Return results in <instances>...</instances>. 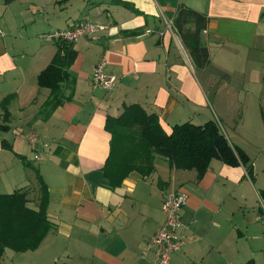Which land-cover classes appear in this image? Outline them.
<instances>
[{
  "label": "crops",
  "instance_id": "1",
  "mask_svg": "<svg viewBox=\"0 0 264 264\" xmlns=\"http://www.w3.org/2000/svg\"><path fill=\"white\" fill-rule=\"evenodd\" d=\"M117 1L132 3L139 13ZM180 6L208 18L202 42L210 63L204 70L196 68L174 26ZM81 21L104 29L95 40L72 43L77 57L67 99L46 118L40 111L50 90L39 87L38 76L59 44L46 35ZM103 60L116 78L112 90L92 85ZM8 97L6 110L0 106V126L8 127L0 129V193L36 190L38 170L50 190L54 225L36 251L15 252L11 259L152 264L155 249L144 252L166 220L165 194L174 191L188 195L182 219L189 229L187 244L169 264H264V0H0V105ZM131 105L157 114L168 134L176 125L216 122L249 157L253 178L243 165L213 160L198 180L195 170L171 169L157 157L153 174L133 172L112 189L103 173L111 143L106 122ZM32 133L48 146L40 141L35 152ZM28 198L38 210L39 193L28 192Z\"/></svg>",
  "mask_w": 264,
  "mask_h": 264
},
{
  "label": "trees",
  "instance_id": "2",
  "mask_svg": "<svg viewBox=\"0 0 264 264\" xmlns=\"http://www.w3.org/2000/svg\"><path fill=\"white\" fill-rule=\"evenodd\" d=\"M10 4L15 0H4ZM124 7L139 13L132 3L117 1ZM174 26L198 70H204L210 63L208 48L202 42V33L208 26L206 15L180 6L173 13ZM77 52L72 43L60 42L49 66L38 76L40 88L50 90L40 115L46 118L66 98L65 90L71 85L69 69L74 64ZM11 97L0 106L7 108ZM4 123L10 121L5 111ZM7 131V125H1ZM106 130L111 134L110 153L103 168L105 179L112 189L120 188L133 172L150 176L155 171L157 157L167 160L171 169L195 170L198 180L208 171L213 160H219L232 167L245 166L253 178L250 160L239 147L232 145L218 124L214 121L204 125L185 123L176 125L168 134L157 114H149L140 105L125 107L119 117H109ZM4 147L8 146L4 143ZM18 157L29 166L26 158ZM39 186L38 210L29 207L28 192L19 189L10 194L0 193V262L5 251L16 253L36 251L54 228L48 218L50 190L42 175L36 170Z\"/></svg>",
  "mask_w": 264,
  "mask_h": 264
},
{
  "label": "built area",
  "instance_id": "3",
  "mask_svg": "<svg viewBox=\"0 0 264 264\" xmlns=\"http://www.w3.org/2000/svg\"><path fill=\"white\" fill-rule=\"evenodd\" d=\"M104 27L94 25L90 22L81 21L78 25L68 29H58L50 32L47 39L54 42L74 43L80 38L97 39L98 33ZM105 61L100 62L93 72L92 85L94 88L112 90L115 86L116 78L109 75L104 70ZM47 147L44 141L37 134L30 136V143L35 152L38 151V144ZM34 160H40L36 154ZM188 201L186 193L169 191L165 194L162 203V210L166 215V220L157 234L148 242L147 250L155 249V260L152 264H169L173 253L181 250L187 244L186 232L189 227L183 222V209Z\"/></svg>",
  "mask_w": 264,
  "mask_h": 264
},
{
  "label": "rangeland",
  "instance_id": "4",
  "mask_svg": "<svg viewBox=\"0 0 264 264\" xmlns=\"http://www.w3.org/2000/svg\"><path fill=\"white\" fill-rule=\"evenodd\" d=\"M47 35H48V34H47ZM47 35H46V37H47ZM210 97H211V99L213 100V92L210 93ZM215 119H216L217 122H218V121L221 122V124L223 125V128H224L225 130H227V125H226V123H225L226 121L224 122V119H223L222 117H220V119H218L217 117H215ZM33 134H36V133H32L31 135H33ZM31 135H30V136H31ZM19 150H21V149H19ZM22 150H23V151H27V150H28V148H27V146H25V144H24ZM32 155H33V154H32ZM32 164H34V162H32ZM32 169H33V168H32ZM1 190H4V191H2V192L7 193V194L16 191V190H14V191L12 190V191L9 192V191H8L9 189H1ZM36 191L39 193V187H38L36 190H33V191H32V188H30L29 191H27V192H29V194L32 195V194H33L34 192H36ZM10 255H16V254H15V252H13V251H8V252L6 253V256H5V259H6V260L4 261V262H5L4 264H21L22 261H21V259L18 258V256H16L17 258L15 257L14 259H11V258H10ZM12 260H13V262H12Z\"/></svg>",
  "mask_w": 264,
  "mask_h": 264
}]
</instances>
